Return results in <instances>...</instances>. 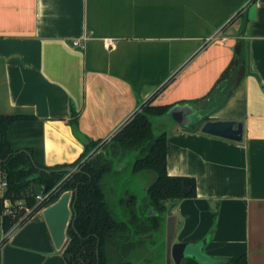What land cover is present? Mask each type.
I'll return each instance as SVG.
<instances>
[{
	"label": "crops",
	"instance_id": "crops-1",
	"mask_svg": "<svg viewBox=\"0 0 264 264\" xmlns=\"http://www.w3.org/2000/svg\"><path fill=\"white\" fill-rule=\"evenodd\" d=\"M233 62L245 73L212 110ZM146 101L243 121L242 141L167 125V172L195 179L170 211L191 251L171 264H264V0H0V113L41 120L46 165L74 161L81 136L109 139ZM2 182L0 169V195ZM41 210L6 233L0 214V264H67Z\"/></svg>",
	"mask_w": 264,
	"mask_h": 264
},
{
	"label": "trees",
	"instance_id": "trees-1",
	"mask_svg": "<svg viewBox=\"0 0 264 264\" xmlns=\"http://www.w3.org/2000/svg\"><path fill=\"white\" fill-rule=\"evenodd\" d=\"M240 58L244 60L243 56ZM234 62L207 95L212 110L225 100L245 73L244 63L239 68ZM174 104L146 101L109 139L101 141L81 136L84 147L74 161L50 166L44 163L41 120L32 113H0V169L5 181L0 195L3 232H8L18 218L16 213L5 211L4 200L11 204L20 200L32 207L27 219L56 200L62 191L70 190L72 209L65 231L67 242L62 249L66 263L131 264L132 255L143 245V238L138 236L155 234L164 228L170 202L195 195L193 177L170 175L166 169L167 124L163 115ZM208 112L199 121L206 120ZM69 123L75 128L74 111ZM67 166L77 170L67 175L64 169ZM127 167L132 175L150 171L153 178L142 196L124 188L113 200L108 193L111 190L107 187L108 178L120 175ZM34 183L46 185L45 191L52 187L56 190L48 199L38 202ZM182 187L186 188L185 194L181 193ZM115 205L120 207L119 212L115 211ZM218 263L247 264V260L245 254H239Z\"/></svg>",
	"mask_w": 264,
	"mask_h": 264
},
{
	"label": "water",
	"instance_id": "water-1",
	"mask_svg": "<svg viewBox=\"0 0 264 264\" xmlns=\"http://www.w3.org/2000/svg\"><path fill=\"white\" fill-rule=\"evenodd\" d=\"M253 13L254 5H251L248 10V15L253 16ZM202 116L203 113L196 114L193 107L188 103H175L163 115V118L170 117L173 122L180 126H185L191 123L195 124L201 132L206 134L233 141H242L243 121L241 119L209 118L204 121H199ZM64 169L71 172L77 170V168L74 166H67ZM33 189L34 193L38 195L41 193V191H45L47 186L42 185L41 183H34ZM181 193L185 194L186 188L182 187ZM70 199L71 191L64 190L60 193L56 200L47 204L41 210L52 236L54 245L59 249H63L67 242L65 231L72 209V202ZM175 202L176 201L169 203L165 213L166 255L168 264L171 263V260H174L176 263L179 262V259L186 253L185 249L188 246L187 242L173 241L177 224L175 215L171 214L170 211ZM148 213H151V209L148 210ZM151 236L152 232L139 235L138 238H150ZM205 240L206 238L200 241L199 249L202 248Z\"/></svg>",
	"mask_w": 264,
	"mask_h": 264
},
{
	"label": "rangeland",
	"instance_id": "rangeland-1",
	"mask_svg": "<svg viewBox=\"0 0 264 264\" xmlns=\"http://www.w3.org/2000/svg\"><path fill=\"white\" fill-rule=\"evenodd\" d=\"M165 122L169 125V127L172 125V119L170 117L165 119ZM169 129L167 126V131ZM152 178L153 174L150 171L132 175L127 167L120 175H114L108 178L107 187L109 190L111 189L108 193L111 199L114 200V198L116 199V197L121 195L122 189L128 188L135 194L142 196L144 188L152 180ZM19 202L22 201L17 200L13 204L7 201V206L13 209L18 217L22 215V208L19 207ZM114 209L116 212H119L120 207L115 205ZM142 244L141 250H139L137 254L132 255L131 264H168L166 255L165 226L164 228L156 231L150 238H143ZM190 249V247H187L186 253H189L191 251ZM172 261L173 260H171V262Z\"/></svg>",
	"mask_w": 264,
	"mask_h": 264
},
{
	"label": "built area",
	"instance_id": "built-area-1",
	"mask_svg": "<svg viewBox=\"0 0 264 264\" xmlns=\"http://www.w3.org/2000/svg\"><path fill=\"white\" fill-rule=\"evenodd\" d=\"M211 38V37H210ZM102 43H103V46L105 48H110L112 47L114 44H115V39L112 38V37H105L103 38L102 40ZM73 44L74 45H78L80 47H83V43L81 41H79L78 39H74L73 40ZM71 171H68L67 175L70 174ZM3 186H5V181L3 180L2 182ZM56 190V187H52L51 189H49L48 191H45V192H42L38 195H36V199L38 202L42 201V200H46L48 199L52 194L53 192ZM19 207L22 208V215H20L18 218H17V221L15 222V224H18L19 221H21L22 219H26L27 215L31 212L32 210V207L30 206H27L25 204H23L22 202H19ZM43 208V207H41ZM6 211L7 212H10L12 215H15V211L13 209H11L10 207L7 206L6 208Z\"/></svg>",
	"mask_w": 264,
	"mask_h": 264
},
{
	"label": "flooded vegetation",
	"instance_id": "flooded-vegetation-1",
	"mask_svg": "<svg viewBox=\"0 0 264 264\" xmlns=\"http://www.w3.org/2000/svg\"><path fill=\"white\" fill-rule=\"evenodd\" d=\"M151 212H152V210H151ZM152 235H153V232H152Z\"/></svg>",
	"mask_w": 264,
	"mask_h": 264
}]
</instances>
